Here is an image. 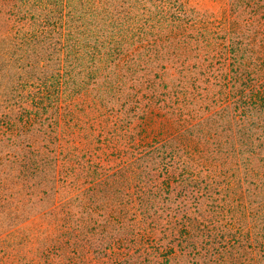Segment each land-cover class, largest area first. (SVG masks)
Here are the masks:
<instances>
[{"label":"trees","instance_id":"obj_1","mask_svg":"<svg viewBox=\"0 0 264 264\" xmlns=\"http://www.w3.org/2000/svg\"><path fill=\"white\" fill-rule=\"evenodd\" d=\"M0 0V264H264V0Z\"/></svg>","mask_w":264,"mask_h":264},{"label":"rangeland","instance_id":"obj_2","mask_svg":"<svg viewBox=\"0 0 264 264\" xmlns=\"http://www.w3.org/2000/svg\"><path fill=\"white\" fill-rule=\"evenodd\" d=\"M186 7L208 23L217 25L227 16L228 0H183Z\"/></svg>","mask_w":264,"mask_h":264}]
</instances>
